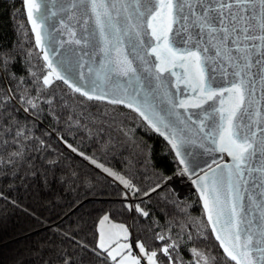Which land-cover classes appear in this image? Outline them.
<instances>
[{
    "label": "snow or ice",
    "instance_id": "6c2138e0",
    "mask_svg": "<svg viewBox=\"0 0 264 264\" xmlns=\"http://www.w3.org/2000/svg\"><path fill=\"white\" fill-rule=\"evenodd\" d=\"M23 8L44 64L38 70L25 58L19 75L9 71L14 49L3 56L0 176L39 178L44 185L54 177L69 197L65 203L80 206L76 173L57 174L50 138L38 136L35 123L46 108L55 115L57 97L48 90L63 81L90 103L134 109L163 136L182 165L178 171L195 185L211 229L193 236L181 223L183 209L172 215L163 209L160 220L137 203L157 247L125 242L134 239L135 221L106 230L105 213L75 235L61 232L75 247L52 245L54 255L43 264H78L77 252L80 262L87 252L103 264H220L216 244L208 246L213 236L228 264H264V0H23ZM209 151L219 155L206 160ZM89 159L117 175L106 162ZM118 179L132 209L129 189L154 196L169 178L153 181L146 192L124 171ZM87 227L92 242L87 234L76 240Z\"/></svg>",
    "mask_w": 264,
    "mask_h": 264
},
{
    "label": "trees",
    "instance_id": "16d2710c",
    "mask_svg": "<svg viewBox=\"0 0 264 264\" xmlns=\"http://www.w3.org/2000/svg\"><path fill=\"white\" fill-rule=\"evenodd\" d=\"M9 49H14L17 57L11 64L10 72L14 70L23 75L27 67L25 58L42 70L43 58L34 43L23 0H0V64ZM4 83L6 81L0 76V87ZM53 94L57 97V104L54 105L57 111L54 115L46 108L43 115L36 116L37 135L43 133L50 138L51 158L59 160L57 174L62 169L76 173L78 178L75 179L73 191L78 190L80 193V206L73 209L65 203L69 197L54 177L50 178L48 185H44L39 178L22 180L17 176L13 180L0 176V264H43L54 255L51 246L61 243L71 251L75 244L63 240L61 232L72 229L75 235L78 227L91 225L93 217L105 213L110 219L127 225L135 221V226L130 228L131 234H134L133 240L149 241L151 250L158 244H151V233L146 230L148 220L135 211L137 203L160 220L165 219L163 209H167L169 215L176 209H183L185 215L181 223L190 225L193 236L199 232H205L206 236L210 233V226L207 225L195 191L180 199L167 184L161 192L148 197L129 189L132 209L123 203L125 185L118 179L121 171L126 172L128 178L146 192L153 181L160 183L164 176L169 178L180 168L166 140L150 130L137 113L125 106L102 101L90 103L82 94L72 92L59 80H54V86L48 90V95ZM55 116H59V119ZM68 144L72 147L69 148ZM81 152L84 156L80 155ZM90 156L101 163L106 162V167L117 175L97 167L89 159ZM165 197L168 203H165ZM171 202H176L175 208ZM156 231L159 232V229ZM86 234L91 243L92 227L81 230L75 239L80 240ZM212 242L221 254L220 264H228L230 258L224 256L214 236L209 247ZM74 255L78 264H103L102 260H97L87 252L83 253L82 262L79 261L81 253ZM185 258H188L187 253ZM52 264H56V261L52 260Z\"/></svg>",
    "mask_w": 264,
    "mask_h": 264
},
{
    "label": "bare ground",
    "instance_id": "6f19581e",
    "mask_svg": "<svg viewBox=\"0 0 264 264\" xmlns=\"http://www.w3.org/2000/svg\"><path fill=\"white\" fill-rule=\"evenodd\" d=\"M167 182L174 187L176 193L180 196L191 192L193 189L190 179L186 176V174H182L181 172L173 174Z\"/></svg>",
    "mask_w": 264,
    "mask_h": 264
},
{
    "label": "water",
    "instance_id": "95a60500",
    "mask_svg": "<svg viewBox=\"0 0 264 264\" xmlns=\"http://www.w3.org/2000/svg\"><path fill=\"white\" fill-rule=\"evenodd\" d=\"M38 2H43V0H38ZM25 10V16H27V12H26V9H24ZM28 25L30 26V29H31V24L28 22ZM32 32V31H31ZM33 34V37H34V43H35V35H34V33H32ZM65 39H66V37H65ZM37 48V47H36ZM38 51H39V49H38ZM41 58H42V56H41ZM64 83V82H63ZM65 84V83H64ZM66 85V84H65ZM67 86V85H66ZM221 86H223V85H221ZM68 87V86H67ZM69 88V87H68ZM124 107V106H123ZM126 107V106H125ZM133 111H134V109H132ZM135 112V111H134ZM138 116H139V114H138ZM140 117V116H139ZM142 120H143V118L142 117H140ZM145 123H146V125H147V122L146 121H144ZM150 127V126H149ZM155 131V130H154ZM158 134V133H157ZM164 140H166L163 136H161ZM166 142H167V140H166ZM168 143V142H167ZM169 145V144H168ZM169 147L171 148V146L169 145ZM173 152H174V155H175V151L174 150H172ZM219 155V153H212L211 151H209V153H208V155L206 156V157H204L206 160H208V159H216V157ZM224 156H225V158H227V156H226V154H224ZM177 159V161H179L178 160V158H176ZM218 162V161H217ZM182 167V165H180V168ZM202 167V166H201ZM177 172H179V171H177ZM176 172V173H177ZM175 174V173H174ZM173 175V174H172ZM171 175V176H172ZM187 176V175H186ZM188 177V176H187ZM170 178V177H169ZM189 178V177H188ZM190 179V178H189ZM161 182H164V181H161ZM160 182V183H161ZM190 182H191V179H190ZM164 183H166V184H168V182H164ZM168 185H170V184H168ZM193 185V184H192ZM171 186V185H170ZM171 187H173V186H171ZM174 188V187H173ZM196 192L197 194H198V192L196 191V188H195V185H193V189L191 190V192ZM174 192H175V194H177L176 193V191H175V189H174ZM177 196L179 197V198H182L183 196H180L179 194H177ZM198 196H199V194H198ZM200 203L202 204V207H203V202L202 201H200ZM204 212V211H203ZM205 215V214H204ZM205 218H206V220H207V217H206V215H205ZM208 226H210V225H208Z\"/></svg>",
    "mask_w": 264,
    "mask_h": 264
},
{
    "label": "rangeland",
    "instance_id": "374dc122",
    "mask_svg": "<svg viewBox=\"0 0 264 264\" xmlns=\"http://www.w3.org/2000/svg\"><path fill=\"white\" fill-rule=\"evenodd\" d=\"M109 170H110V169H109ZM176 172H177V171H176ZM167 185H168V184H167ZM169 186H170V185H169ZM170 187H171V186H170ZM171 189L174 191V188H173V187H171ZM174 193H175V192H174ZM191 193H192V192H189V193L183 195V197H186V196L190 195ZM176 195H177V194H176ZM183 197H182V198H183ZM178 198H179V197H178ZM180 199H181V198H180ZM128 201H129V203L131 202V199H130L129 196H128ZM103 215H104V214H103ZM101 216H102V215H101ZM98 223H99V221H98ZM98 223H97V224H98ZM121 224L127 226V223H125V222H121V221L118 222V221H114V220L108 218V221H107V223L104 225V227H105V229L108 230V231H115V230H117L115 226H116V225H121ZM129 232H130V234H131L130 229H129ZM125 242L133 243V244H134L135 240L130 239V240L125 241ZM137 252H138V249H134V254L137 253ZM144 264H147L146 259H145Z\"/></svg>",
    "mask_w": 264,
    "mask_h": 264
}]
</instances>
